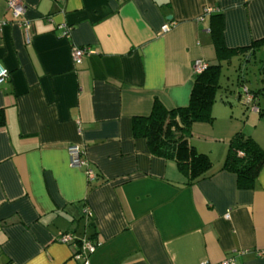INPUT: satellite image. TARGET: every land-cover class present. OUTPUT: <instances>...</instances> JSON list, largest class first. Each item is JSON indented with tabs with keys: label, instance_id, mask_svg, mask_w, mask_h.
I'll use <instances>...</instances> for the list:
<instances>
[{
	"label": "crops",
	"instance_id": "obj_1",
	"mask_svg": "<svg viewBox=\"0 0 264 264\" xmlns=\"http://www.w3.org/2000/svg\"><path fill=\"white\" fill-rule=\"evenodd\" d=\"M23 2L28 30L0 0V264H264V166L251 189L219 169L236 132L264 149V134L246 129L252 114L264 125L260 91L243 103L251 114L240 128L229 119L209 138L191 125L213 172L192 185L133 126L155 100L188 104L195 60L218 62L222 74L235 56L250 63L264 52V0ZM73 46L91 52L75 63ZM72 143L93 180L70 166ZM67 231L97 243L87 263L55 239Z\"/></svg>",
	"mask_w": 264,
	"mask_h": 264
},
{
	"label": "trees",
	"instance_id": "obj_2",
	"mask_svg": "<svg viewBox=\"0 0 264 264\" xmlns=\"http://www.w3.org/2000/svg\"><path fill=\"white\" fill-rule=\"evenodd\" d=\"M218 43L217 51L220 58L225 48ZM255 46L256 42L251 45L252 48L236 50V54L248 52ZM220 75L221 66L218 62L208 64L203 72L195 74L186 106L168 110L155 100L148 116L137 117L133 121L135 133L147 138L153 154L175 161L187 185H192L213 174L210 171L211 159L207 154L195 149L190 137L191 125L194 122H211L213 119L211 107L216 99ZM250 92L256 96V92ZM262 166H264V149L253 137L242 132L234 133L219 169L234 173L239 189H251Z\"/></svg>",
	"mask_w": 264,
	"mask_h": 264
},
{
	"label": "rangeland",
	"instance_id": "obj_3",
	"mask_svg": "<svg viewBox=\"0 0 264 264\" xmlns=\"http://www.w3.org/2000/svg\"><path fill=\"white\" fill-rule=\"evenodd\" d=\"M219 84L216 100L211 107L212 121L199 122L198 124L201 125L200 130L205 131L203 129H206L209 138L225 131V125L229 119H231V126L234 128H240L248 119L251 111L250 107L247 108L241 100L244 92L243 86L248 88L249 92L260 91L259 103L256 106L264 109V52L260 51L255 59L250 60V63L245 61L244 56H235L230 65L223 67ZM239 93L242 95L241 99L238 98ZM252 115L246 122V129H256L257 133L264 134V125L262 122L258 123V114Z\"/></svg>",
	"mask_w": 264,
	"mask_h": 264
},
{
	"label": "built area",
	"instance_id": "obj_4",
	"mask_svg": "<svg viewBox=\"0 0 264 264\" xmlns=\"http://www.w3.org/2000/svg\"><path fill=\"white\" fill-rule=\"evenodd\" d=\"M7 9L10 11L12 15V23L16 24L18 27L23 30H28L31 26V22L25 18L26 6L23 0H6ZM4 25V21H0V26ZM63 29V36H68L70 27L66 24L59 25ZM169 30V25L164 24L161 27L162 32H166ZM91 51L86 47H72V58L75 63H79L83 56L87 55ZM208 66V63L204 60L197 59L193 63V72L194 74H199L203 72ZM8 79V70L0 64V86L4 84ZM254 95L249 92L246 88H244L243 102L246 105H249L253 102ZM67 154L69 159V164L72 167H81L84 169L85 174L88 180H93L95 178V173L91 168L89 162L82 156V149L80 145L72 143L67 146ZM88 215L91 213L85 210ZM225 217H229L228 214ZM60 243H68L73 244L77 247V252L74 254V258H82L84 263L88 262V256L95 251L96 242H93L90 239L83 238L78 240L72 232H61L55 238ZM200 264H207V262L203 261ZM221 264H234V259L231 257Z\"/></svg>",
	"mask_w": 264,
	"mask_h": 264
}]
</instances>
